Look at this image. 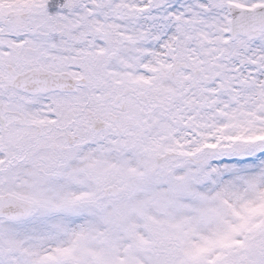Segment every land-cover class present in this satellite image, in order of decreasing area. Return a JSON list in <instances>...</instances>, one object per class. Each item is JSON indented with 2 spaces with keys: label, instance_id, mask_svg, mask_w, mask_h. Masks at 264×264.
Wrapping results in <instances>:
<instances>
[{
  "label": "snow or ice",
  "instance_id": "6c2138e0",
  "mask_svg": "<svg viewBox=\"0 0 264 264\" xmlns=\"http://www.w3.org/2000/svg\"><path fill=\"white\" fill-rule=\"evenodd\" d=\"M0 264H264V0H0Z\"/></svg>",
  "mask_w": 264,
  "mask_h": 264
}]
</instances>
